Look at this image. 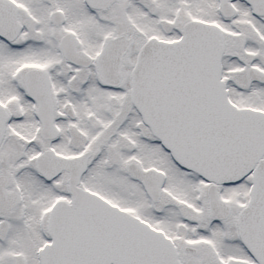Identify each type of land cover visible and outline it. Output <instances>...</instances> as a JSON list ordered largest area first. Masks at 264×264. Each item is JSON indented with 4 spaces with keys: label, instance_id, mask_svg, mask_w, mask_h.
<instances>
[{
    "label": "snow or ice",
    "instance_id": "1",
    "mask_svg": "<svg viewBox=\"0 0 264 264\" xmlns=\"http://www.w3.org/2000/svg\"><path fill=\"white\" fill-rule=\"evenodd\" d=\"M0 264H264V0H0Z\"/></svg>",
    "mask_w": 264,
    "mask_h": 264
}]
</instances>
